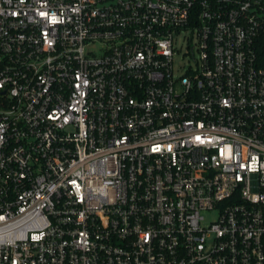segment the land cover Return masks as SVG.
Wrapping results in <instances>:
<instances>
[{
	"label": "built area",
	"instance_id": "obj_1",
	"mask_svg": "<svg viewBox=\"0 0 264 264\" xmlns=\"http://www.w3.org/2000/svg\"><path fill=\"white\" fill-rule=\"evenodd\" d=\"M0 264H264V0H0Z\"/></svg>",
	"mask_w": 264,
	"mask_h": 264
},
{
	"label": "rangeland",
	"instance_id": "obj_2",
	"mask_svg": "<svg viewBox=\"0 0 264 264\" xmlns=\"http://www.w3.org/2000/svg\"><path fill=\"white\" fill-rule=\"evenodd\" d=\"M193 33L190 31L183 32L181 35L176 37L175 39V45L178 50L179 56L176 58L175 64L176 68L179 69V67H182L181 69L184 70L189 66L191 63V58H189L188 54V46L191 44H195V40L192 37ZM101 49L100 44H96L94 46V50L96 51L97 54H99ZM210 219L214 217H209Z\"/></svg>",
	"mask_w": 264,
	"mask_h": 264
}]
</instances>
